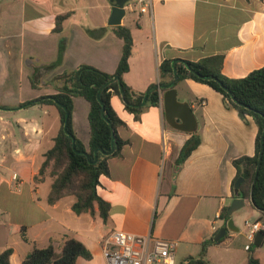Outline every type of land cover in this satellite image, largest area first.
Instances as JSON below:
<instances>
[{
	"label": "crops",
	"instance_id": "obj_1",
	"mask_svg": "<svg viewBox=\"0 0 264 264\" xmlns=\"http://www.w3.org/2000/svg\"><path fill=\"white\" fill-rule=\"evenodd\" d=\"M113 1L0 0V254L13 249L11 264H22L34 247L53 244L60 252L67 238L92 254L90 260L78 258V264H108L104 241L114 230L176 242V264L200 257L203 244L227 226L221 214L234 200L233 161L255 155L254 119L243 118L206 84L188 79L175 87L178 99L191 105L201 137L179 169L176 161L191 134L167 124L164 92L161 104L149 106L139 119L114 96L112 106L124 123L117 133L126 145L109 160V174L97 187L110 205L108 220L98 206L95 215L76 214L73 196L48 203L52 179L36 182L35 177L60 131V117L55 106L32 102L56 95L59 77L81 65L116 73L124 42L109 25ZM136 1H130L120 25L130 29L134 41L124 75L134 91L159 85L165 60L222 56V73L230 79L264 67V0H153L147 13ZM59 17L64 18L56 31ZM89 111L87 100L74 99V131L87 148ZM244 208L231 217L239 232L208 247L212 264H249L253 248L264 264V238L260 247L253 243L247 250L245 226L264 218L249 201ZM238 221H244L243 228ZM9 226H25L30 242L10 236Z\"/></svg>",
	"mask_w": 264,
	"mask_h": 264
},
{
	"label": "trees",
	"instance_id": "obj_2",
	"mask_svg": "<svg viewBox=\"0 0 264 264\" xmlns=\"http://www.w3.org/2000/svg\"><path fill=\"white\" fill-rule=\"evenodd\" d=\"M63 18H58L56 31L61 28ZM100 31L103 33L104 29ZM113 31L124 42L116 73L109 74L89 65H81L75 71L64 73L59 77L61 86L56 95L42 97L32 102V104L55 106L60 117V131L54 138L53 146L45 153L40 173L35 177L36 182H42L47 177L52 179L48 203L53 205L65 197L73 196L76 199L73 205L76 214L95 215V208L98 206L100 217L105 222L109 218L110 205L98 195L97 187L100 177L109 174V160L120 156L126 145L117 133V129L124 123L114 110L112 99L114 96L120 97L127 110L139 119L149 106L158 107L161 104V94L168 89H161L159 86H166L174 79L173 61L165 60L160 66V84L151 86L146 92L134 91L124 80V75L130 70L129 60L134 47L132 33L123 26H116ZM223 65L222 56L206 57L197 62L177 60L176 70L179 81L176 85L188 79L206 84L220 93L226 104L236 109L243 118L251 116L254 119L258 128L255 155L243 156L233 161L237 174L232 183V191L234 199L250 202L263 139L262 164L253 189L254 203L250 202V205L264 218V67L251 72L245 78L230 79L222 73ZM116 76L119 80H115ZM208 76H213L216 80L204 78ZM78 97L84 98L90 104L88 148L78 139L73 126L74 99ZM67 118L66 132L64 128ZM200 144V135L191 134L176 161L177 169ZM96 151H99L97 160ZM239 178H243V183L238 195H235V183ZM228 209L225 208L221 214L225 225L231 218ZM8 233L10 236L20 235L23 241L30 242L25 226H9ZM226 238L227 236L219 242L213 239L205 242L202 256L189 257L182 264H212L206 257L208 247L210 244L222 243ZM12 254L11 248L2 252L0 264H11ZM78 258L90 260L92 254L80 241L67 238L60 252L53 244L47 248L34 247L22 264H78ZM249 264H261L254 252L249 254Z\"/></svg>",
	"mask_w": 264,
	"mask_h": 264
},
{
	"label": "built area",
	"instance_id": "obj_3",
	"mask_svg": "<svg viewBox=\"0 0 264 264\" xmlns=\"http://www.w3.org/2000/svg\"><path fill=\"white\" fill-rule=\"evenodd\" d=\"M142 13L153 8V0H137ZM165 145V141H164ZM17 180V175H14ZM246 239L249 250L259 232H264V222L246 221ZM105 256L108 264H176L177 243L152 236H138L122 230L111 231L104 241Z\"/></svg>",
	"mask_w": 264,
	"mask_h": 264
},
{
	"label": "water",
	"instance_id": "obj_4",
	"mask_svg": "<svg viewBox=\"0 0 264 264\" xmlns=\"http://www.w3.org/2000/svg\"><path fill=\"white\" fill-rule=\"evenodd\" d=\"M131 0H114L112 2V15L110 17L109 25L110 26H120L122 23V19L126 15L127 6L130 4ZM176 62L177 60L173 61V68H174V79L166 86H159L161 89L167 88L168 90L163 94V104H164V112L167 124L174 130L181 131L187 134H193L198 130V120L196 115L194 114L191 105L186 101H180L178 99V92L174 88L176 83L179 81V76L176 70ZM189 67V66H187ZM208 80H216L213 76L204 77ZM115 80H119V77L116 76ZM234 99V98H233ZM235 100V99H234ZM67 124L68 118L66 119L65 123V131L67 132ZM73 148L75 149V141L73 139ZM95 152V158L97 160V153ZM86 154V153H85ZM87 155V154H86ZM262 156H263V139H262V150L259 155V160L256 168L254 184L252 187L251 199L250 202L253 204V189L254 185L257 181L258 174L262 164ZM89 158V156L87 155ZM95 160V161H96ZM243 183V178H239L235 183L234 193L238 195L239 189L241 184ZM244 199H234L231 203L228 214L230 217L233 216L234 213L241 210L245 206ZM228 232H239V228L236 227L235 222L232 218H230L226 227H223L219 230V232L214 237L215 242L221 241L224 237L227 236ZM264 238V232H259L256 235V239L254 241V246L260 247V241Z\"/></svg>",
	"mask_w": 264,
	"mask_h": 264
},
{
	"label": "rangeland",
	"instance_id": "obj_5",
	"mask_svg": "<svg viewBox=\"0 0 264 264\" xmlns=\"http://www.w3.org/2000/svg\"><path fill=\"white\" fill-rule=\"evenodd\" d=\"M245 210H243V211H246L247 209H249V206L247 205L245 208H244ZM238 223V225L240 226V227H242L243 228V225H244V221H238L237 222ZM2 220H0V231L2 232ZM9 234V233H8ZM1 238V237H0ZM3 239H0V250H1V248L4 246L3 245ZM23 245H26V244H23ZM255 251H257V249L256 248H253V250H252V252H255Z\"/></svg>",
	"mask_w": 264,
	"mask_h": 264
}]
</instances>
